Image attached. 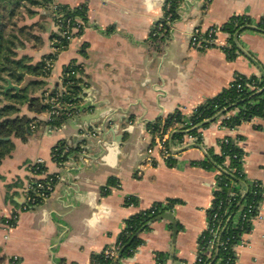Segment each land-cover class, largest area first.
<instances>
[{
    "label": "crops",
    "instance_id": "obj_1",
    "mask_svg": "<svg viewBox=\"0 0 264 264\" xmlns=\"http://www.w3.org/2000/svg\"><path fill=\"white\" fill-rule=\"evenodd\" d=\"M51 1L86 5L88 19L83 33L57 55L49 74L40 77L44 86L35 96L61 86L64 69L74 63L81 67L82 101L78 115L54 129L47 124L49 112L21 107L20 115L35 121L26 139L10 137L13 150L0 163V264H8L15 255L19 264H92L95 254L118 240L126 219L157 203L164 205L162 215L172 213L175 224L159 216L151 230L141 234L143 244L136 253L117 264H158L159 255L163 264H199L220 174L230 160L224 161L223 169L201 162L221 156L227 138L237 141L242 150L241 198L250 193L253 183L261 186L255 218L235 245L233 264H264V117L232 129L225 126L224 116L217 115L201 129V137L188 134L187 124L170 127L164 134L168 133L172 165L157 148L160 136L148 130V123L177 111L191 115L228 88L237 75L262 73L264 30L257 24L264 19V0H183L175 20L167 18L168 0ZM46 6L44 0H12L13 16L6 32L11 28L9 32L18 37L17 59L28 57L36 64L52 54L51 37L57 28ZM236 15L249 16L254 25L240 34L241 53L230 59L224 50L229 47L228 34L221 27ZM197 28L204 34L217 29L216 44L194 47L192 33ZM22 77L23 82L12 80L13 85L23 88L37 79L29 74ZM106 122L107 130L99 139L110 143V150L95 139L89 156L80 155L83 131ZM177 130L187 132L183 141H173ZM115 133L122 135L120 143L114 141ZM62 140L74 152L57 163L52 151ZM150 148H154L153 164L147 162ZM38 160L54 176L55 188L37 207L24 210L22 197L35 178L31 165ZM111 180L115 185H110ZM130 196L137 202L127 205ZM242 208L233 218L234 226ZM16 212L18 221L8 232L4 221ZM204 256L207 264L223 261L217 260L216 247Z\"/></svg>",
    "mask_w": 264,
    "mask_h": 264
},
{
    "label": "trees",
    "instance_id": "obj_2",
    "mask_svg": "<svg viewBox=\"0 0 264 264\" xmlns=\"http://www.w3.org/2000/svg\"><path fill=\"white\" fill-rule=\"evenodd\" d=\"M50 1L51 0H44V5H47L46 8L48 10L52 4V1ZM182 2L183 0L167 1V4L170 5L167 14L172 15V20L178 17V9ZM9 5H12V0H0V89L4 88L1 81L6 83L4 75L10 73L15 66H18V72L21 71L25 74L32 75L37 79L28 83L27 86L20 88L17 92H14L16 90L13 89V95L11 96L2 98L0 95V163L13 150L14 146L10 137L15 135L22 139H26V136L31 131V123L35 121L26 115H20L21 107L28 105L31 111L42 113L45 111H52L53 104L50 103L49 100L53 97H56L61 104L70 103L73 105V109L61 111L60 114L55 113L52 115L50 121L47 122L51 127H61L64 123L74 118L73 116L79 110L82 101V86L80 85L82 79L78 77V72L81 70V67L74 63L68 65L64 69L62 77V84L66 86L64 92H61L60 85H58L49 90L45 89L42 91L41 96H35L44 86V81L42 78L40 79V77L47 76L52 68L48 69L46 61L32 64L28 57L17 59L18 37L13 32H6L7 22L13 16L12 9L10 8L11 6ZM57 9L64 13L65 19L72 20L73 25L76 26L79 20L86 22L88 19V8L86 5L70 7L59 4ZM253 25L254 22L249 16L236 15L221 27V30L228 34L229 47H225L224 50L230 59H235L237 55L241 53L239 36L243 31L252 29L251 26ZM257 28L264 30V19L260 20L257 24ZM83 31L84 29L80 27V30L75 33L74 37L81 35ZM60 40L64 45L69 44L68 37L60 38ZM60 52L56 55L49 56V58L55 61ZM23 80L17 82L21 83ZM237 108L240 110L237 115L223 119L225 126L236 128L244 122L252 121L256 116L264 117V67H262V73L259 76L237 75L234 82H232L228 88L224 89L216 97L199 105L191 115L187 116L177 111L167 118L148 123V130L153 136H163L170 127L187 124L185 127L190 128L188 134L201 137V129L209 125L210 122H207L209 119L217 115L226 116L229 112ZM186 134L187 132L185 131L177 130L173 133L172 139L173 141H183ZM167 145L169 146V142H167ZM73 152L74 150L69 144L62 140L53 148V161L62 163L66 161L68 155ZM210 158L211 157L208 156L209 160L201 162V165L206 167L217 166L223 169L224 161L227 159L230 160L229 167L225 168L226 171L224 170L220 174V188L215 193L214 207L210 212V227H219L221 229L219 241H217L216 246L218 253L217 260L218 258H223L224 260L229 256L234 257L231 247L233 244L239 242L242 232H246L248 229L249 221H247L244 228L241 229L239 223L235 226L233 225V218L242 208L243 203L250 202L252 198L250 196L251 193H249L245 199L241 198L240 185H242L244 180V173H241L242 150L235 140L232 138H228L227 142L223 140L222 155ZM168 162L169 165L173 164L172 159ZM46 171L45 165L41 164L39 165V169L36 170V173L42 174ZM110 185H115V181L111 180ZM42 191L45 192V190ZM32 195L37 198L39 204L42 202L38 193L34 191ZM136 202L137 198L134 196H130L126 200L127 205L135 204ZM172 204L173 203H170L171 206L174 205ZM155 206L157 207L155 213H153L151 209H146L126 219L125 227L116 242L119 244V252L116 258H111L106 255L105 251L110 247L109 246L104 251L92 257V264H117L118 260L133 256L138 247L143 244L141 234L151 230L152 224L164 213L162 204L157 203ZM214 215H217V218H214ZM211 239L212 234L207 231L202 237L201 245L207 248L208 242ZM223 241H228L226 249L221 246ZM201 257L202 261L199 262V264H207V258L204 255H201ZM162 258L163 255H159L158 264H163ZM212 264H215V261ZM220 264H224L223 261H220Z\"/></svg>",
    "mask_w": 264,
    "mask_h": 264
},
{
    "label": "built area",
    "instance_id": "obj_3",
    "mask_svg": "<svg viewBox=\"0 0 264 264\" xmlns=\"http://www.w3.org/2000/svg\"><path fill=\"white\" fill-rule=\"evenodd\" d=\"M57 6H58V4L53 3V4H51V6L49 8L51 18L54 22L55 27L57 28V31L51 37L52 54L49 56L56 55L61 50L66 49L69 46V44L71 43L72 39L74 38L75 33L80 30V27H82L83 29L86 28V23L82 20H79L78 24L76 26V25H73L72 20L65 19L64 13L59 11L57 9ZM169 6L170 5L167 4L168 9H169ZM171 16H172L171 14H168V16H167L168 20H171ZM163 25H164V23H161V22L158 24V26L160 28ZM216 35H217V29H215V28L209 29V31H207V33H205V34L202 33L200 31V29L197 28L192 33V45L196 48L213 47L216 44V39H217ZM66 37L69 38V44L68 45H64L62 43V41L60 40V38H66ZM59 45H61V46H59ZM49 56L46 57V60H45L47 63L48 69L52 68L53 63H54V60L49 58ZM60 90H61V92H64L66 90V86L61 84ZM49 102L53 104L52 111L49 112V121H50L52 115H54L55 113L60 114L61 111H68V110L74 108L73 105L70 103L61 104V102L56 97L51 98L49 100ZM79 111H80V108L75 113V115L73 117L78 115ZM228 114L226 116H224V118H228L229 117ZM247 122H249V121H247ZM64 125H65V123L61 127H63ZM50 128L54 129L55 127L50 126ZM58 128H60V127H58ZM232 129H234V128H232ZM158 138L159 139L157 141V148L159 149L162 158L164 160L168 161L172 157V151L170 150V148L167 147L168 133H166L163 136H160ZM225 141L227 142L228 138L225 139ZM153 152H154V148L148 149V155L149 156L150 155L153 156ZM152 156H150L151 158H148V160H147V162L149 164H153V162H154V159ZM42 163H43L42 160H38V161H35L31 165V168L33 170L32 173H33V176L35 178H33L34 181L28 183L26 188H25V192H24L25 203L23 206L24 210L33 209L39 205L37 198L34 195H32V192L34 193V191H35L36 193H38L39 197H41L42 201H44V200L48 199V197L54 191L55 181H56L54 176H52L46 172H43L42 174L36 173V170L39 169V165H41ZM242 171L243 170H241V173H243ZM42 181H46V182H42ZM42 190H45V192H43ZM250 193H251L250 196L252 199L250 202L244 204L242 211H241V214H240L239 227L241 229L244 228V225L247 221H250L251 218H255V213L258 209V202L260 200V195H261L260 184L259 183H253L252 188L250 190ZM162 207H164V205H162ZM149 209H151L153 211V213H155L157 207L154 205ZM18 218H19L18 212L12 214L9 218H7L4 221V224H3L4 228L8 232H10L16 226ZM214 218H217V215H214ZM261 219H262V217H259L260 221H261ZM207 231H209L212 234V239L208 242L207 248L203 247L201 245V250L199 253V257H198V262L202 261L201 255H204V253H206L211 247H213V248L216 247L217 241H219L220 232H221V229L219 227L211 228L209 226ZM116 242L105 251L106 255L111 257V258H116L118 256L119 244H117ZM236 244L237 243L232 245V247H231L232 251L234 250ZM227 245H228V241H223V243H221V246L225 249L227 248ZM233 260H234V257L229 256L223 260V263L224 264H233ZM8 264H19V257L17 255L11 257Z\"/></svg>",
    "mask_w": 264,
    "mask_h": 264
},
{
    "label": "water",
    "instance_id": "obj_4",
    "mask_svg": "<svg viewBox=\"0 0 264 264\" xmlns=\"http://www.w3.org/2000/svg\"><path fill=\"white\" fill-rule=\"evenodd\" d=\"M20 76H25V74H20ZM6 82H7V85L4 86V89H15L16 91H19L20 90V87L16 86V85H13L12 83V80L7 78L6 79ZM111 123V121H109ZM107 123L105 125H99V126H94V127H90L89 129H86L85 131H83L86 136L84 137V143H85V146L82 147V152L79 153L80 155H83V156H89V151H91V148L93 147L94 143H95V139H99L101 136L103 137V134L106 132V128H107ZM109 123V124H110ZM108 124V125H109ZM115 137V142L117 143H120L123 139V137H121L122 135H119L117 133H115L114 135ZM98 144L99 145H103V147L107 150H110V143H107V141L103 140V138L97 140ZM76 155V154H74ZM104 160V159H103ZM23 200H24V196L22 197ZM162 219V218H167V219H170L174 224H175V220H174V217L172 215V213H167V214H164L162 215L161 217H159V219ZM174 227H176V225H174Z\"/></svg>",
    "mask_w": 264,
    "mask_h": 264
},
{
    "label": "rangeland",
    "instance_id": "obj_5",
    "mask_svg": "<svg viewBox=\"0 0 264 264\" xmlns=\"http://www.w3.org/2000/svg\"><path fill=\"white\" fill-rule=\"evenodd\" d=\"M9 6H12V5H9ZM11 8V7H10ZM19 17H20V15L18 14V17H17V19H19ZM9 31H12V29L11 28H9L8 29V32ZM46 60V57L43 59V61H45ZM17 69H18V66H15L11 71H10V73H6L4 76H5V79H7V78H9V79H11V80H13L14 82H17V81H21V80H23L24 79V77H22V76H20V74H24L23 72H18L17 71ZM21 78V79H20ZM4 79V80H5ZM20 79V80H19ZM2 82V85L4 86L5 85V83H3V81H1ZM14 92H17V91H14ZM0 95L2 96V98H5L6 96L8 97V96H11V95H13V89H0ZM1 104V103H0Z\"/></svg>",
    "mask_w": 264,
    "mask_h": 264
}]
</instances>
